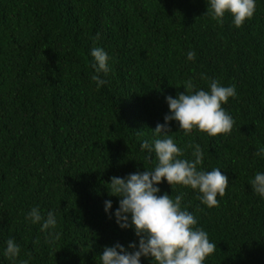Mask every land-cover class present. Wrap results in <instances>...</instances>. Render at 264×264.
<instances>
[{
    "label": "trees",
    "instance_id": "1",
    "mask_svg": "<svg viewBox=\"0 0 264 264\" xmlns=\"http://www.w3.org/2000/svg\"><path fill=\"white\" fill-rule=\"evenodd\" d=\"M208 8L209 0H0V264H102L106 246H138L134 227L117 224L120 197L107 184L154 170L155 153L141 146L156 139L170 114L166 98L186 93L187 80L195 90L210 91L211 80L235 86L223 105L235 120L230 134L186 135L177 121L169 133L181 159L194 160L187 145L199 144L198 170L221 169L229 187L211 208L198 190L166 179L159 195L182 196L217 245L204 264H264V197L250 184L264 173L256 155L264 148V0L241 27ZM96 47L109 56L107 74L96 71ZM34 207L45 219L53 212L56 228L27 219ZM10 238L21 249L15 260L4 255Z\"/></svg>",
    "mask_w": 264,
    "mask_h": 264
},
{
    "label": "clouds",
    "instance_id": "2",
    "mask_svg": "<svg viewBox=\"0 0 264 264\" xmlns=\"http://www.w3.org/2000/svg\"><path fill=\"white\" fill-rule=\"evenodd\" d=\"M210 8L207 13L215 20H222L226 13L234 17L236 27L254 16L256 0H209ZM91 55L97 62V73L109 72L107 52L100 47L92 49ZM188 60L195 59V53L189 51ZM98 86L106 83L99 75L92 77ZM186 93L181 92L177 98L168 96L170 114L164 117V124H157L153 130L156 139L149 144L145 140L143 149L154 152L158 160L152 171H142L129 174L126 178L113 176L107 184L109 195L120 197L119 208L115 212L116 222L122 229L133 228L139 237V245L130 243L127 248L117 243L115 246L104 248L100 255L102 264H141L142 257H151L156 264H204L207 257L213 254L217 245L210 241L208 233L196 227L197 219L186 208L182 209V196L173 199L169 194L159 195L161 189L157 185L165 179L168 184L190 186L198 190L201 202L209 208L218 206V196L226 194L229 178L222 174L221 169L211 171L198 170L203 165L204 155L199 144H188L193 148L194 160L181 159L184 155L173 137L170 123L177 121L186 135L193 130H199L209 136L230 134L235 120L224 109L229 98L237 95L235 86H222L219 81H210V91L195 90L191 80L184 82ZM256 155H264L260 148ZM253 191L264 197V173H257L250 181ZM105 211L112 208V201H105ZM27 219L32 223H41L42 231L55 229L57 220L53 212L45 219L38 207L32 208ZM59 239V234H55ZM132 249V251H129ZM20 247L13 239L7 240L4 255L15 260L20 254ZM20 264H28L21 260Z\"/></svg>",
    "mask_w": 264,
    "mask_h": 264
}]
</instances>
